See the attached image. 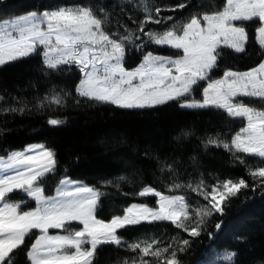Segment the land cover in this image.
Wrapping results in <instances>:
<instances>
[{
    "label": "snow or ice",
    "instance_id": "6c2138e0",
    "mask_svg": "<svg viewBox=\"0 0 264 264\" xmlns=\"http://www.w3.org/2000/svg\"><path fill=\"white\" fill-rule=\"evenodd\" d=\"M244 56L256 63L241 71L231 61ZM130 57L139 62L129 65ZM22 60L36 63L24 88L0 90V145L15 131L8 117L46 115L48 125L63 126L70 119L65 112L98 105L155 111L175 104L207 114L208 122L203 130L177 129L167 151L133 144L124 134L106 138V151H127L118 157L122 174L101 177L99 186L72 179L68 169L81 157L63 163L54 144L0 148V264H108L104 253L113 247L114 264H186L192 238L212 239L224 223L215 216L226 215L242 190L264 197V0L40 3L0 19V66ZM236 118L244 121L238 130ZM214 149L245 166L251 181L208 173L204 158ZM245 154L258 163L249 164ZM146 169L169 192L141 180L133 195H154L158 207L132 203L101 218L110 190L129 195L122 185L135 184ZM165 221L179 231L125 235L143 222ZM236 239L247 242L244 234ZM242 255L228 249L198 264H245ZM251 264H264V255Z\"/></svg>",
    "mask_w": 264,
    "mask_h": 264
},
{
    "label": "trees",
    "instance_id": "16d2710c",
    "mask_svg": "<svg viewBox=\"0 0 264 264\" xmlns=\"http://www.w3.org/2000/svg\"><path fill=\"white\" fill-rule=\"evenodd\" d=\"M54 2V0H0V19L7 18L9 14L23 11L24 9L38 5L40 3ZM138 63L136 57L129 58V65ZM35 60H22L9 62L5 66H0V90L8 89L15 92L19 88H24L32 75V67ZM231 63L239 70L255 66L256 57L249 59L247 56L236 57ZM69 116V123L63 126H50L46 123V115H34L31 117H8V127L15 131L7 137V144L0 145V148L11 146L12 148H22L29 143L46 142L54 144L60 154L63 163H67L73 156L81 157L78 164L69 167L68 175L75 180H81L89 184H97L101 177H112L122 174L123 164L118 158L127 149L121 148L119 152L105 150L102 143L106 138L115 134H124L133 144L141 147L147 144L159 145L165 151L168 150L171 137L175 135L177 129L185 124H191L203 130L207 127L208 115L197 110H180L175 104L161 107L155 111L125 110L119 109L110 104L93 106L90 109H76L64 113ZM2 119V118H0ZM244 121L236 118L232 121V127L239 129ZM35 129V131H33ZM196 146V141L188 146L189 149ZM0 154H3L0 152ZM246 155L249 164L258 163L256 158ZM206 171L215 173L221 179L239 178L243 176L251 181V176L243 165H233L230 163V156L222 149H214L205 156ZM198 176L193 172V177ZM209 184L214 183L212 176L206 177ZM141 180L145 183H152L166 194L169 190L156 180L151 169H146L142 177H137L135 184L125 183L122 185L123 192L129 195H117L115 190H110L113 194L103 201L104 211L101 218L110 219L113 214L122 213L123 209L132 203H148L156 207L154 197H139L133 195L141 187ZM54 192V183L49 181L47 194ZM19 193V192H17ZM244 194L248 200L244 201ZM14 199L26 198L22 195L13 196ZM33 207V202L30 201ZM223 218V225L215 236L210 239L208 235L199 238H192L193 243L190 252L185 256L186 264H198L199 261L211 250L225 251L239 248L243 253L241 259L245 264H251L253 259L264 255V197L259 192L253 193L250 190H242L239 198L231 200V206L227 208L223 217L216 215L215 220ZM214 223V222H213ZM73 227L81 226L72 223ZM212 230V226H209ZM123 231V230H118ZM176 230L171 222H158L150 224L143 222L142 226L130 229L125 233L126 237H132L141 233H167L174 235ZM244 234L247 242L241 244L236 237ZM188 238L187 233H181ZM116 249L105 250L104 256L109 257L108 264H114L116 256L113 253ZM125 254L124 250H119Z\"/></svg>",
    "mask_w": 264,
    "mask_h": 264
},
{
    "label": "rangeland",
    "instance_id": "374dc122",
    "mask_svg": "<svg viewBox=\"0 0 264 264\" xmlns=\"http://www.w3.org/2000/svg\"><path fill=\"white\" fill-rule=\"evenodd\" d=\"M17 192H19V190H16ZM53 194H54V192H53ZM147 197H154L155 199H156V201H157V197H155L154 195H150V196H147ZM32 202V201H31ZM33 207L35 206V203L33 202ZM156 207H158V205L156 204ZM71 223H76V224H79V222H77V221H74V222H71ZM82 226V225H81ZM38 231V230H37ZM50 231V233H52V234H55L56 232H60L61 234H63V232H64V230L63 229H50L49 230ZM216 254V255H219V256H222L223 255V253H224V250L223 251H216V250H214V249H211L204 257H203V259L202 260H209V259H211L212 258V256H213V254ZM219 264H228V262H225V261H221V262H219Z\"/></svg>",
    "mask_w": 264,
    "mask_h": 264
}]
</instances>
